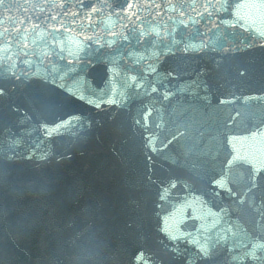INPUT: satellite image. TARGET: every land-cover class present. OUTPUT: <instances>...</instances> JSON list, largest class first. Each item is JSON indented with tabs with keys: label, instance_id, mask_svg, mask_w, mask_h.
Instances as JSON below:
<instances>
[{
	"label": "water",
	"instance_id": "water-1",
	"mask_svg": "<svg viewBox=\"0 0 264 264\" xmlns=\"http://www.w3.org/2000/svg\"><path fill=\"white\" fill-rule=\"evenodd\" d=\"M101 3L0 4V264H264V0Z\"/></svg>",
	"mask_w": 264,
	"mask_h": 264
},
{
	"label": "snow or ice",
	"instance_id": "snow-or-ice-1",
	"mask_svg": "<svg viewBox=\"0 0 264 264\" xmlns=\"http://www.w3.org/2000/svg\"><path fill=\"white\" fill-rule=\"evenodd\" d=\"M3 3V0H0V4ZM61 7L63 5H60ZM81 7H86V5H84L83 3H81L80 5ZM148 7H155V8H159L161 7L160 5L158 4H155V3H152V4H149L147 5ZM211 5H204V7H210ZM104 7H108V8H111L113 7V5L110 3V0H102V3L99 4V5H96V4H93L91 6V11L93 12H96V11H100L102 10ZM135 7H139L138 4H135L134 2H130L126 5V8L131 10ZM169 7L172 8L173 11L176 10L177 7H183L182 5L178 6V5H175V4H170ZM189 8H191L193 11L196 10L197 8V5L195 3V0H193V3L189 4L188 5ZM221 7H224V5H221ZM73 15H76L75 13H73ZM135 15V13H134ZM87 18V17H86ZM53 19H55V17H53ZM196 18L195 17H192L190 16L188 21L187 22H184V21H181L183 27L185 29H188L190 26L192 25H195L196 24ZM38 27V25H37ZM155 35L157 38H160L161 37V33L160 32H155V33H151V32H146L144 30H141L140 32V36L141 37H144V36H147V35ZM113 36L116 35V33H112ZM171 35H172V40L170 42V44L166 45L165 46V49H166V52L167 53H172L174 54V48L173 46L174 45H178L180 43H182V40H177L176 39V35H175V29L172 30L171 32ZM125 39H127V37H124ZM86 40H91L92 37H85ZM97 39L99 40V37H97ZM109 45L112 43L111 41L108 42ZM219 46L222 48L223 47V43L220 42L219 43ZM26 47V45H25ZM209 45L204 43L203 41H201L200 43L196 44V43H192V42H188V43H185L184 44V47H183V51L185 53H187L189 50L193 51V52H200V51H203L204 49L208 48ZM61 52H63V49H61ZM161 55V52L158 50V48L156 46H154L153 48V52H152V58L154 59H157L159 58V56ZM146 57L142 54H138L135 56V63L139 64L141 61L145 60ZM71 62V61H70ZM111 70H114L116 71L117 73L120 72V68H119V63L118 62H114L113 64V69ZM145 72H148V73H156L157 72V65L156 64H153V63H150L147 65L146 69H144ZM13 75H15V73L13 72L12 73ZM124 80H125V85L127 87H136L138 89H142L144 91V93L147 95L149 94V92H156L157 91V87L155 86L156 83H159V81H150L148 79V76L147 75H144V74H141V73H137L136 75H131L129 76L127 73H124ZM5 94L4 92V86L3 85H0V95H3ZM78 93H73V95H77ZM164 95V99H168V96H169V93L167 91H165V93L163 94ZM78 98L81 99V100H84L85 99V96L83 94H79L78 95ZM87 102L88 103H95V106L96 107H100V103L94 101L91 97L87 98ZM108 103H116L115 99L113 98H109ZM225 101H221V103H224ZM57 103L61 106V107H67L70 105V100L67 99V98H59ZM150 111H149V115H150ZM145 119H147L148 117L145 116L144 117ZM137 123H140V121H137ZM177 132H179V129L176 130ZM181 135L183 133H180ZM173 138H176V134L173 133ZM155 150V149H153ZM233 163V161L229 160L227 161V164L229 166H231V164ZM230 174V171L229 173H223L221 174V178L219 180L216 181V183L218 184V186H220L221 188H225L226 185L229 183V181L227 180V176ZM252 189L249 188V191H251ZM229 191H232L231 189H229ZM245 195H247V193H245ZM254 203V201H253ZM167 234L169 235L170 239L172 240H177L179 239V236L177 234V231L175 229L171 230V231H168ZM190 235V234H189ZM193 243L197 244L198 245V251H197V255L198 256H202V257H205V258H210V255H211V251L214 250V247L213 245L214 244H218L219 241H215V242H212L210 244H207V245H203V244H200L199 241H192ZM250 250L246 253L247 256H250L253 260H256L258 259V256H257V252L259 250H264V240H261L260 242H254L252 243L250 246H249Z\"/></svg>",
	"mask_w": 264,
	"mask_h": 264
}]
</instances>
